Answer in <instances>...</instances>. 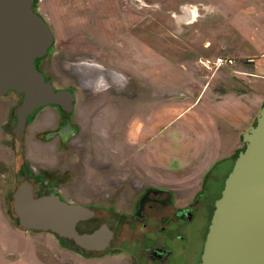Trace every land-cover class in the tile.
Wrapping results in <instances>:
<instances>
[{
    "label": "crops",
    "instance_id": "0c3cea01",
    "mask_svg": "<svg viewBox=\"0 0 264 264\" xmlns=\"http://www.w3.org/2000/svg\"><path fill=\"white\" fill-rule=\"evenodd\" d=\"M217 1L227 5L226 14L217 8ZM212 4H199L203 9L182 6V15H175L188 28L195 26L196 33H184L181 26L179 37L184 46L176 60L172 33L163 34L164 52L158 49L154 35L149 36V42L144 34L134 35L127 64L113 71L99 66L87 70L89 83L97 78L96 83L105 86L92 93L81 88V92L62 89L75 94L74 111H98L94 104L100 98L99 111H107L106 121L108 116L115 117V123L122 122L110 139L100 120L92 126L101 127V145L113 146L117 141L123 149V156L115 162L123 181L130 175L125 172L131 164L126 161L127 154L133 156V167L137 166L149 183L176 191L180 204L212 193L211 178L225 182L232 170L227 173L225 165L235 164L244 147L243 134L254 126L264 107V0H215ZM217 19L234 20V25L217 26ZM205 20L213 26L207 34ZM150 30L153 34L158 31ZM193 35L196 44L186 47L184 43ZM217 57L235 63L220 69L204 65ZM81 99H85L84 106L79 107ZM59 110L46 106L41 111ZM105 163L110 166L114 158L107 156ZM143 184L140 178V187ZM31 237L40 243L33 251L41 264H61V259L89 264L82 253L50 233ZM22 255L24 251L18 259H24Z\"/></svg>",
    "mask_w": 264,
    "mask_h": 264
},
{
    "label": "rangeland",
    "instance_id": "374dc122",
    "mask_svg": "<svg viewBox=\"0 0 264 264\" xmlns=\"http://www.w3.org/2000/svg\"><path fill=\"white\" fill-rule=\"evenodd\" d=\"M213 1L215 0H37V11L44 16L55 37V44L50 54L43 60L44 71L57 89H71L75 92H81L78 78L72 72L74 65L81 71L84 70L83 67L85 66L88 68L99 66L101 69L105 68L112 71L121 68L123 64H127V61L130 60L129 53L131 52V45H133V36L138 34H144L146 41L148 40L147 42H149V36L154 35L157 39V45L161 48L158 49L164 52L166 40L163 34L165 31L174 35L172 53L174 60H176L175 57L181 53L179 48L184 46L179 37L181 26L185 28L184 33L186 31L196 33L194 32L195 26L188 28L184 25L186 22L175 18V15H182V6L194 5L199 7V4L213 6ZM216 6L223 14L228 12L227 5L220 3V1L216 2ZM199 8L203 9L202 6ZM225 17L228 16L225 15ZM211 21L212 17L210 23ZM215 22L217 26L219 23L228 25L230 22L234 25V20L229 19H217ZM203 23L207 34L213 26L208 24L206 20ZM150 29H157L158 31L153 34ZM189 39V42L184 43L186 47L196 44L197 37L195 35ZM217 39L220 40L218 36ZM152 42L154 43V41ZM176 48L178 49L175 50ZM104 84L102 82L99 84L100 89L105 86ZM90 92L92 93V91ZM79 94L82 95V93ZM84 100L81 99L79 107L84 106ZM2 101L0 107H3L6 111H18L22 103V99L16 97L13 93ZM96 102L94 107L98 111H76L78 123L83 131L81 137L88 144H92L89 151L99 159H94L96 163L94 162L93 167L95 169L98 167V173L92 172V176L94 174L93 179H91L92 187L86 191L89 198L80 195L79 199L85 202L92 200L100 206L96 211V218L91 223H83V225H86L81 226V230L88 227L95 228L103 223H108L116 229L118 212L122 209V204L127 202L124 201V197L121 199L120 193H117L114 187L107 189L106 186L108 184L107 179L111 177L109 172L121 173L117 171L115 162L116 158L123 156V149L116 145V143L118 144L117 141L113 146L101 145L102 140L99 136V133L102 132L101 127L98 128L96 125L94 128L92 126L95 121L100 120V124L103 126L102 129H108L106 137L110 139L111 136L115 135L117 128H120L122 122L115 123V117L108 116L107 122L105 116L107 111H99L100 98ZM50 107L57 109L55 106ZM102 118H105L103 123ZM32 129H36V131L31 130L27 133L29 148L27 147L25 153L34 160L44 159L47 155L37 149L33 139L39 136L42 137V132L36 135L37 137H35V133L45 128L35 127ZM93 130L98 134L94 133ZM23 147L22 143L0 129V264H41L33 251L40 243L34 237H31L37 235L38 232L30 233L19 227L16 223V215L13 211L11 212L9 192L5 189L8 181L12 183L13 188L15 186L16 172H18L24 161ZM107 156L114 158V163L110 164L112 168L109 172L102 173L99 170L101 164L97 161H106ZM126 156V161H130L131 166L129 165L125 172L132 174L133 179H136L138 183L140 178L148 183L149 178H146L137 166L136 168L133 167V156L127 154ZM31 163L34 164L33 160H31ZM233 167L232 164L225 165V171L228 173ZM102 175L108 178L103 180L101 179ZM209 183L213 187L212 194L214 198H219L224 190L225 182L215 181L211 178ZM130 192V189L126 191L129 201L132 199ZM202 224H198L197 228H201ZM126 237L124 234L123 237L117 239L115 245H120ZM22 251L25 252V255H22L24 259H18L19 253ZM4 256L9 259L12 258V260H6ZM90 256L81 254L82 259H86L89 264H129L125 254L95 255L94 258ZM60 261L61 264H74V262L62 261V259Z\"/></svg>",
    "mask_w": 264,
    "mask_h": 264
},
{
    "label": "water",
    "instance_id": "95a60500",
    "mask_svg": "<svg viewBox=\"0 0 264 264\" xmlns=\"http://www.w3.org/2000/svg\"><path fill=\"white\" fill-rule=\"evenodd\" d=\"M36 6V0H0V98L10 90L23 95L18 132L38 108L75 109V94L56 89L37 67L55 37ZM243 143L215 203L200 264H264V107ZM13 209L20 228L70 240L74 250L102 252L115 237L107 224L81 233L78 225L94 218V211L56 194L36 197L28 181L15 190Z\"/></svg>",
    "mask_w": 264,
    "mask_h": 264
},
{
    "label": "flooded vegetation",
    "instance_id": "af4514ba",
    "mask_svg": "<svg viewBox=\"0 0 264 264\" xmlns=\"http://www.w3.org/2000/svg\"><path fill=\"white\" fill-rule=\"evenodd\" d=\"M46 56L41 58L38 68L44 73L47 80L53 83L43 68V60ZM83 68L84 70L81 71L74 65L72 70L78 78L79 87L86 91L100 88L96 83L98 82L97 78H93L95 81L92 80L89 83L90 78L87 72L89 68L86 66ZM73 91L75 92V90ZM12 93L22 99V105L23 95L14 90L8 91L5 96L0 98V102H3L2 100ZM43 108H38L28 114L24 127L18 132L20 128L19 109L18 111H6L0 107V129L24 145L22 148L24 161L16 172L15 186L13 188L12 183L8 181L5 188L9 192L11 212L14 213L13 194L15 190L22 181H28L34 186L36 197L56 194L65 202L84 205L96 213L100 204L94 203L92 200L85 202L79 199L80 195L89 198L86 191L92 187L91 179L94 176V174L92 176V172L98 173V167L95 169L93 166L96 163L95 160L99 159L89 151L92 144L89 143V145L81 137L83 131L78 123L76 111H41ZM35 127L45 128L42 129L43 131L35 133V137H37L36 135L42 132V137L33 139L37 149L47 155L44 159L34 160L25 153L27 147L29 148L27 133L31 130L36 131V129H32ZM49 155L51 157H48ZM31 160L34 164L31 163ZM97 163L101 164L99 170L102 173H107L112 168L104 160L97 161ZM4 167L9 169L7 166ZM112 172H109L110 178L102 175L101 179L108 178L107 189L114 187L116 192L120 193L121 199L124 197V201H127L122 204V209L118 212L116 229L108 223H103L95 228L88 227L81 230V225L91 223L97 213L94 218L78 225V230L81 233H91L107 224L115 234L111 246L102 252L82 249L75 251L91 255L90 257L125 254L129 264H200L215 203L220 197L214 198L212 193L201 194L193 202L180 204L178 201L181 198L176 191L155 186L149 182H144L140 187L137 180L133 179L132 174L123 181L122 176ZM121 184H123L122 187ZM129 189L132 196L130 201L126 194ZM200 223L203 224L198 229L197 225ZM124 234L127 236L126 239L120 245H115L116 240L123 237ZM64 240L72 249L74 242Z\"/></svg>",
    "mask_w": 264,
    "mask_h": 264
},
{
    "label": "built area",
    "instance_id": "2783aa9c",
    "mask_svg": "<svg viewBox=\"0 0 264 264\" xmlns=\"http://www.w3.org/2000/svg\"><path fill=\"white\" fill-rule=\"evenodd\" d=\"M234 63H235V60H233V59H229V58H225V57H217L213 61H207L206 63H204V65L207 68L220 69V68H224L227 66H232V65H234Z\"/></svg>",
    "mask_w": 264,
    "mask_h": 264
},
{
    "label": "trees",
    "instance_id": "16d2710c",
    "mask_svg": "<svg viewBox=\"0 0 264 264\" xmlns=\"http://www.w3.org/2000/svg\"><path fill=\"white\" fill-rule=\"evenodd\" d=\"M36 2H37V0H36ZM35 9L37 10V6L35 7ZM52 48H53V47H52ZM52 48L50 49V51L52 50ZM50 51L48 52L47 56L50 54ZM47 56H46V57H47ZM41 60H42V59H38V60H37V62H36V63H37V67H38V64H39V62H40ZM38 69H39V68H38ZM49 81H50V80H49ZM61 111H62V110H61ZM255 123H256V122H255ZM244 149H245V145H244V147H243V149H242L241 151H243ZM241 151H240V152H241ZM240 152L237 153V155H236V159L238 158ZM16 223L18 224V220H17V218H16ZM86 224H87V223H86ZM86 224H84V225H86ZM18 225H19V224H18ZM84 225H81V226H84ZM60 240L62 241L63 244H66V240H64V239H60Z\"/></svg>",
    "mask_w": 264,
    "mask_h": 264
}]
</instances>
